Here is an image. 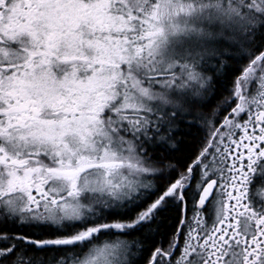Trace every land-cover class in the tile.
Instances as JSON below:
<instances>
[{
    "label": "snow or ice",
    "instance_id": "1",
    "mask_svg": "<svg viewBox=\"0 0 264 264\" xmlns=\"http://www.w3.org/2000/svg\"><path fill=\"white\" fill-rule=\"evenodd\" d=\"M0 264H264V0H0Z\"/></svg>",
    "mask_w": 264,
    "mask_h": 264
},
{
    "label": "flooded vegetation",
    "instance_id": "2",
    "mask_svg": "<svg viewBox=\"0 0 264 264\" xmlns=\"http://www.w3.org/2000/svg\"><path fill=\"white\" fill-rule=\"evenodd\" d=\"M3 227H4V225L2 223H0V228H3Z\"/></svg>",
    "mask_w": 264,
    "mask_h": 264
}]
</instances>
